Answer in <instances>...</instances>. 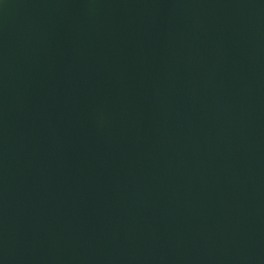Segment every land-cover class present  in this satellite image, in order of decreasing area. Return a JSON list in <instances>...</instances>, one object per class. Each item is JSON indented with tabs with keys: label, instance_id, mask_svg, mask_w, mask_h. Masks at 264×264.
I'll return each mask as SVG.
<instances>
[{
	"label": "water",
	"instance_id": "water-1",
	"mask_svg": "<svg viewBox=\"0 0 264 264\" xmlns=\"http://www.w3.org/2000/svg\"><path fill=\"white\" fill-rule=\"evenodd\" d=\"M0 264H264V0H0Z\"/></svg>",
	"mask_w": 264,
	"mask_h": 264
}]
</instances>
